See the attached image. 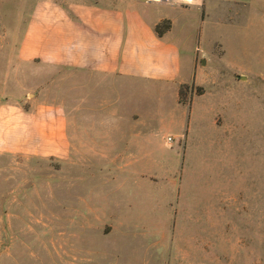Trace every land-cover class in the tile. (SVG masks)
Listing matches in <instances>:
<instances>
[{"label":"rangeland","instance_id":"1","mask_svg":"<svg viewBox=\"0 0 264 264\" xmlns=\"http://www.w3.org/2000/svg\"><path fill=\"white\" fill-rule=\"evenodd\" d=\"M38 1L0 0V108L64 104L72 150L0 151V264H264V0L193 2L206 51L177 101L21 60Z\"/></svg>","mask_w":264,"mask_h":264},{"label":"crops","instance_id":"2","mask_svg":"<svg viewBox=\"0 0 264 264\" xmlns=\"http://www.w3.org/2000/svg\"><path fill=\"white\" fill-rule=\"evenodd\" d=\"M193 2L113 8L40 0L27 19L20 59L103 75L116 84L169 89L177 101L181 84L202 75L197 58L206 51L199 30L204 10L201 15L191 11ZM164 21L170 27L159 34L156 27ZM71 150L64 104L39 101L30 109L21 104L0 108V151L66 158Z\"/></svg>","mask_w":264,"mask_h":264},{"label":"built area","instance_id":"3","mask_svg":"<svg viewBox=\"0 0 264 264\" xmlns=\"http://www.w3.org/2000/svg\"><path fill=\"white\" fill-rule=\"evenodd\" d=\"M150 2H156V3H171V4L178 3V2H182V3H185V4H189V3H192L193 0H150ZM169 140H172V138L169 137Z\"/></svg>","mask_w":264,"mask_h":264},{"label":"trees","instance_id":"4","mask_svg":"<svg viewBox=\"0 0 264 264\" xmlns=\"http://www.w3.org/2000/svg\"><path fill=\"white\" fill-rule=\"evenodd\" d=\"M170 27V22L169 21H164L163 23L157 25L156 29L159 34H162L164 31L169 29Z\"/></svg>","mask_w":264,"mask_h":264}]
</instances>
